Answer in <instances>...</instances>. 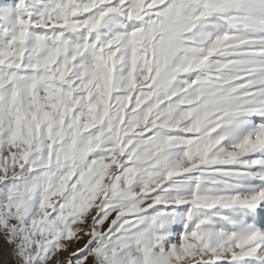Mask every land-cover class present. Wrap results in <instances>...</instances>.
<instances>
[{"label": "snow or ice", "instance_id": "snow-or-ice-1", "mask_svg": "<svg viewBox=\"0 0 264 264\" xmlns=\"http://www.w3.org/2000/svg\"><path fill=\"white\" fill-rule=\"evenodd\" d=\"M0 238L264 264V0L0 2Z\"/></svg>", "mask_w": 264, "mask_h": 264}, {"label": "rangeland", "instance_id": "rangeland-1", "mask_svg": "<svg viewBox=\"0 0 264 264\" xmlns=\"http://www.w3.org/2000/svg\"><path fill=\"white\" fill-rule=\"evenodd\" d=\"M0 2H4V0H0ZM0 250H2L0 251V264H12V250L3 242L2 238H0Z\"/></svg>", "mask_w": 264, "mask_h": 264}]
</instances>
